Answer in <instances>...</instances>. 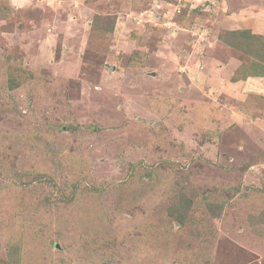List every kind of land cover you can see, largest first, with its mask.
I'll return each instance as SVG.
<instances>
[{"label": "rangeland", "instance_id": "obj_1", "mask_svg": "<svg viewBox=\"0 0 264 264\" xmlns=\"http://www.w3.org/2000/svg\"><path fill=\"white\" fill-rule=\"evenodd\" d=\"M0 8L1 262L264 264V93L201 78L251 62L213 16L264 38V0Z\"/></svg>", "mask_w": 264, "mask_h": 264}, {"label": "crops", "instance_id": "obj_2", "mask_svg": "<svg viewBox=\"0 0 264 264\" xmlns=\"http://www.w3.org/2000/svg\"><path fill=\"white\" fill-rule=\"evenodd\" d=\"M242 15V14H241ZM215 16H218L217 18H214ZM213 16V22H218L217 20H220L219 27L220 29H225L226 31H235V30H250V29H258V31L261 32L260 27H256L252 24L251 28H249L250 25H242L239 24L238 22H235L234 19L240 16L239 14L235 13H230L228 15H215ZM260 18V16H258ZM258 18H254L257 19ZM235 23H238L239 27L237 26L236 28H231L232 25ZM231 25V26H230ZM217 26V25H216ZM264 29V28H263ZM254 34L253 32H251ZM214 43H217L214 41ZM226 63H221L219 62L218 58L216 59L215 57H212L210 59H205V62L203 64H206V71L201 72V78H205L208 76L210 80L212 81L211 83L215 84L214 86L217 87L219 91L226 96V98L232 99V100H244L246 99L247 95L249 93H254L256 95H262L264 93V78L262 77H248L245 81H237V82H230L229 79L232 77L234 71L237 69L238 65L237 61L229 57L226 61ZM220 63V64H219ZM202 66V65H200ZM206 73V75H205ZM221 76L219 83L216 79ZM245 94V95H244Z\"/></svg>", "mask_w": 264, "mask_h": 264}, {"label": "trees", "instance_id": "obj_3", "mask_svg": "<svg viewBox=\"0 0 264 264\" xmlns=\"http://www.w3.org/2000/svg\"><path fill=\"white\" fill-rule=\"evenodd\" d=\"M4 12V9L0 8V13L2 14ZM3 16H0V19ZM6 20V16L4 17ZM105 20H108V18H104ZM97 24V20L95 21V27ZM113 21L110 22L109 28L112 29ZM94 27V29H95ZM97 28V27H96ZM8 31L9 30H4ZM219 39L222 43H224L226 46L231 48L232 50L242 52L244 55L249 57L251 59V62L249 65L247 64H241L238 66V68L234 71L232 77L230 78L231 82H237V81H244L248 77H264V38L260 35H254L250 32V30H235V31H223L222 35L219 36ZM260 61V64L258 62ZM15 77H12V82H15ZM260 98V97H259ZM257 96L249 95L248 102H252L254 100L259 99ZM183 206V204L181 205ZM180 207V206H179ZM176 213L174 214L176 219L178 220V215H183L186 212L181 211L180 208H176ZM180 219V218H179ZM10 254L9 257H12V261L17 256V247L12 244V248L8 249ZM12 252V255H11ZM15 262V260H14ZM0 264H7L6 262H1Z\"/></svg>", "mask_w": 264, "mask_h": 264}, {"label": "clouds", "instance_id": "obj_4", "mask_svg": "<svg viewBox=\"0 0 264 264\" xmlns=\"http://www.w3.org/2000/svg\"><path fill=\"white\" fill-rule=\"evenodd\" d=\"M13 2H14V0H13Z\"/></svg>", "mask_w": 264, "mask_h": 264}, {"label": "water", "instance_id": "obj_5", "mask_svg": "<svg viewBox=\"0 0 264 264\" xmlns=\"http://www.w3.org/2000/svg\"><path fill=\"white\" fill-rule=\"evenodd\" d=\"M113 69V68H112Z\"/></svg>", "mask_w": 264, "mask_h": 264}]
</instances>
